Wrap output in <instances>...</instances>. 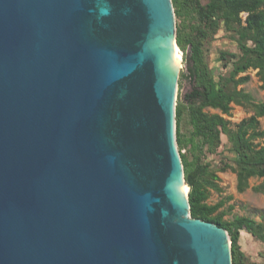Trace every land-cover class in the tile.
<instances>
[{"label":"water","instance_id":"95a60500","mask_svg":"<svg viewBox=\"0 0 264 264\" xmlns=\"http://www.w3.org/2000/svg\"><path fill=\"white\" fill-rule=\"evenodd\" d=\"M175 44L172 0H0V264H232L184 193Z\"/></svg>","mask_w":264,"mask_h":264},{"label":"trees","instance_id":"16d2710c","mask_svg":"<svg viewBox=\"0 0 264 264\" xmlns=\"http://www.w3.org/2000/svg\"><path fill=\"white\" fill-rule=\"evenodd\" d=\"M176 18V45L186 63L180 73L179 88L188 80L190 91L176 102V141L189 187L188 202L192 219L217 225L230 240L232 264L253 263L242 251L240 233L246 231L264 245V221L246 216L225 217L234 206L226 196L209 204L211 191L222 195L219 173L230 170L236 176V191L250 188V180L260 183L252 191L264 195V100L256 101L243 85L250 71L264 90V0H172ZM244 15V17H243ZM218 34L225 36L234 50H221L219 66L212 68L207 46ZM233 105L251 115L232 124ZM211 109L216 113H209ZM224 148L232 159L222 157L216 164L209 158Z\"/></svg>","mask_w":264,"mask_h":264},{"label":"rangeland","instance_id":"374dc122","mask_svg":"<svg viewBox=\"0 0 264 264\" xmlns=\"http://www.w3.org/2000/svg\"><path fill=\"white\" fill-rule=\"evenodd\" d=\"M244 17V15H243ZM227 48L234 50L233 44L225 38V36L218 34L216 38L207 46L209 62L212 68L219 66L218 56L221 50H226ZM181 64H180V73H186V63L183 60L181 53ZM250 81L243 85L242 88L245 91L251 93L256 101L264 100V90L260 88V82L255 76L254 71H250ZM180 76V74H179ZM190 91V84L188 80L182 81V86L179 88V80L177 87V98L180 94L182 97L185 93ZM177 102V100H176ZM209 113H216V111L207 109ZM251 115V112L243 109L242 107L233 105V109L230 117H226L231 121L232 124H236L242 119ZM261 126L264 127V117L260 119ZM222 157L232 159V155L225 151L224 148L219 150L218 155L211 156L209 159L218 164L220 163ZM220 177L219 185L223 188V194L219 195L214 191H211L210 198L208 200L209 204H215L222 198L226 196H232L233 199L226 203L224 209L228 206L233 205L234 208L231 213H229L225 219L231 220L234 215L236 216H246L254 219L257 222L264 221V195L258 194L252 191L251 187L257 185L261 182L258 179L250 180V188L243 193H238L236 191V176L230 170H227L224 173H219ZM240 245L242 251L246 256L253 262H261L260 253L264 250V245L253 238L246 231L242 230L240 233Z\"/></svg>","mask_w":264,"mask_h":264},{"label":"bare ground","instance_id":"6f19581e","mask_svg":"<svg viewBox=\"0 0 264 264\" xmlns=\"http://www.w3.org/2000/svg\"><path fill=\"white\" fill-rule=\"evenodd\" d=\"M175 50H176V73H177L180 69V64H181L182 58H181V51L179 50V48L177 47L176 44H175ZM182 184H183L185 196L187 198L188 187L184 183H182Z\"/></svg>","mask_w":264,"mask_h":264}]
</instances>
